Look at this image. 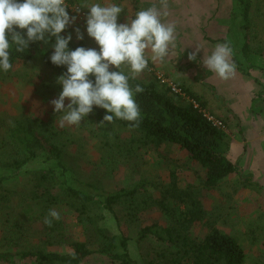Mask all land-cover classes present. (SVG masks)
Segmentation results:
<instances>
[{"label": "trees", "instance_id": "obj_1", "mask_svg": "<svg viewBox=\"0 0 264 264\" xmlns=\"http://www.w3.org/2000/svg\"><path fill=\"white\" fill-rule=\"evenodd\" d=\"M242 28L246 33L249 25L245 23ZM68 31L69 26L61 35L67 36ZM24 34L26 36V30ZM54 42V37L50 38L49 44L30 42L24 52H17L15 46H12L9 50L10 62L14 66L18 61L38 59L59 76L67 69L66 66L54 65L50 60L54 51L51 44ZM78 46L88 48L81 40H71L69 43L72 50ZM247 48L245 36L243 51ZM234 63L238 62L234 60ZM110 70L115 68L110 67ZM10 71L0 72L7 74ZM90 78L94 81V76ZM136 84L144 88L142 93L135 95L141 112L138 126H132L135 122L115 118L113 123L102 126L99 123L104 115L111 113L95 105L89 114V118L102 133L100 147L106 150L104 160L123 156L132 161L135 167L133 171L137 172L139 167H136L135 161H141V148L158 149L165 144L177 145L201 168L198 182L182 186L176 172L172 170L167 184L152 187L148 182L137 180L115 191H104L98 181H82L74 174V168L69 163L74 160L69 154L71 143L68 144L64 138V132H57L53 126L32 117L18 119L8 130L7 145L0 148L8 150L10 157L5 162L0 161V168L11 171L14 176L31 172L33 179L29 187L17 191L6 188L4 183L9 177L0 175V205L18 202L19 196L20 203L21 200H29L38 208L43 221L49 209L59 204L65 205L83 225L85 239L67 240L61 219L53 221L51 227L42 222V244L53 245L67 241L71 251L76 253L75 258L68 255V252L47 251L43 247L27 248L16 242L12 244L6 240L5 235L2 238L5 250L0 251V264L25 259H32L34 264H80L94 253L104 254L117 264H138L129 251L131 239L120 228L123 220L138 226L134 237L138 248L146 241H151L155 246L152 245L153 256L146 264L244 262L245 250L232 235L217 228L215 219L211 218L212 214L203 203L205 191L215 189L236 171L235 165L226 157L229 150L228 134L207 118L204 102L189 89L178 85L189 99L186 101L161 83L155 75H151L147 81L139 78L130 80L133 88ZM115 128L129 132V138L122 139ZM37 162L45 168L28 171L29 165ZM151 208L158 209L166 217V225L152 223L140 226L138 222L141 213ZM0 210L5 212L4 224H9L13 214L7 208ZM108 216L117 225L118 234L106 223ZM196 223L205 226L206 233L203 236L192 233Z\"/></svg>", "mask_w": 264, "mask_h": 264}, {"label": "rangeland", "instance_id": "obj_2", "mask_svg": "<svg viewBox=\"0 0 264 264\" xmlns=\"http://www.w3.org/2000/svg\"><path fill=\"white\" fill-rule=\"evenodd\" d=\"M68 1L78 6L85 2V0ZM86 2L101 5L116 4L123 7L124 11L118 16V23L127 22L128 16H133L136 11H139V8L134 4L131 6L135 2L134 0H86ZM204 2L206 6L201 4V8L209 9L212 4H218L223 24H231L232 33L228 40L232 43L233 50L241 53L246 36L248 44L245 51L246 57L251 56L257 65L264 63V0H204ZM192 3V0L175 2L171 0V5L166 8L168 15L165 16L166 18L162 17L165 23L175 24L176 43L181 46H187L186 42L188 44L194 42L193 37H189L194 35L192 27L195 26L188 14ZM166 4L168 3L166 2ZM157 5L158 8H161V4ZM84 9L88 11V9ZM66 10L70 17H76L75 22L69 25L68 34L72 35V40L79 41L75 32L78 27L84 36L81 41H84L89 46L88 48L99 50L94 38L88 36L84 22L76 13ZM173 11H178V13L172 14ZM218 14L217 12L216 15ZM202 19L201 17L198 23L212 29L213 21ZM245 23L249 25V29L244 34L241 27ZM181 31L186 34H182ZM186 36L189 38L187 39ZM196 45L199 44L195 42L191 49L192 52L196 50ZM240 58L241 67H246V64L250 63V59L243 60L245 58H242L241 54ZM150 66L152 71L144 70L138 76L139 79L147 81L151 75H160L175 85H179L164 72L153 67L151 63ZM123 70L128 72L126 67ZM57 77L38 59L18 61L9 73L0 72V148L7 145L8 130L16 120L32 117L53 126L57 132L65 133L64 138L67 139L68 144L71 143L69 154L74 160L69 163L74 168V174L82 181H98L100 188L104 191L112 192L122 186H129L137 180L148 182L152 187L161 183L167 184L172 170L176 172L182 186L198 182L199 175L202 174L201 168L191 161L177 145L165 144L158 149L141 148V161H135L136 167H139L137 172L133 171L135 167L132 161L126 160L123 156L104 160L106 150L100 147L102 133L96 123L89 118V115L82 119L78 126L67 123L63 127L60 126L59 121L62 113L54 112V105L50 103L51 100L58 98L62 91V86L56 82ZM257 78L258 80H255L256 90L253 91L256 97L250 108L245 106L243 113L238 114L239 116H235L229 111L223 115H217L212 113L213 110L210 107L205 108V113L219 120L223 130L228 134L231 148L226 157L235 165L236 171L215 189L205 191L203 203L212 214L211 218L215 219L217 228L223 233L232 235L245 250L246 256L242 264H264V113H261L260 109L264 110V77L259 75ZM204 92L207 90L205 89ZM180 97L189 101L185 96L180 95ZM211 99L208 98L210 105L213 104ZM68 102L66 98L65 105ZM251 110L255 114L258 113L256 120H254L255 115L253 116ZM115 131L120 133L118 135L122 139H127L130 136V133L125 130L119 131L115 128ZM253 137L258 139L257 142H253ZM8 155V150H0V161H7L10 158ZM35 168L45 167L37 162L29 165L28 171L36 170ZM11 173V171L0 168V175L9 177L4 183L6 188L20 191L30 186V180L33 179V176H30L31 172L20 173L17 176ZM72 183L74 184L73 181ZM17 198L18 202H7L5 205H0L1 209L7 208L13 214L10 217V223L5 225V212L0 210V251L5 250L3 246L5 242L2 240L5 235L7 236L6 240L12 244L16 242L27 248L43 247L47 251L58 253L71 251L67 241L60 244L43 245L42 222L44 221L40 217L38 208L29 200H21L20 203V197ZM54 209L61 214V226L67 240L83 241L85 231L75 213L60 204ZM106 223L114 233H119L111 216H108ZM138 223L140 226L152 223L166 225V217L158 209L151 208L141 213ZM120 228L131 239L128 246L131 256L136 259L138 264H146L147 260L153 256L151 249L154 245L151 244V241H146L140 248L135 245L134 237L138 232V226L135 223L123 220L120 223ZM192 233L195 236H203L206 233V228L204 225L196 223L192 227ZM18 237H20L19 241H17ZM6 264H34V261L25 259ZM80 264L117 263L111 261L104 254L94 253L84 258Z\"/></svg>", "mask_w": 264, "mask_h": 264}, {"label": "clouds", "instance_id": "obj_3", "mask_svg": "<svg viewBox=\"0 0 264 264\" xmlns=\"http://www.w3.org/2000/svg\"><path fill=\"white\" fill-rule=\"evenodd\" d=\"M160 3L161 8L155 4L141 8L133 16H128L127 22L118 23L123 7L89 4L85 0L75 11L88 9L86 31L89 37L94 38L99 50L83 46L72 50L69 48L72 35H61L76 19L70 17L65 0H0V71L6 73L13 67L9 51L12 46L17 52H24L30 42L49 44L50 38L54 37L50 60L54 65L66 66L67 69L56 78L62 91L58 98L50 101L54 112L62 113L60 126L65 123L78 126L93 111L94 105L111 113L104 115L99 123L102 126L113 123L114 118L135 122L132 126H138L141 112L135 95L142 93L144 88L139 84L133 88L130 80H136L148 67L149 59L163 62L175 40V24L162 20L168 15L166 0H160ZM75 32L78 40L84 38L78 27ZM201 49L196 45L188 59L196 61ZM232 52L228 42L219 43L210 55L203 58L202 64L219 78L230 79L236 72ZM110 67L115 70H110ZM125 67L127 73L123 70ZM91 76H94V81ZM66 98L69 101L67 105ZM60 219L57 210L49 209L44 223L51 227L53 221ZM67 254L72 258L76 256L75 251Z\"/></svg>", "mask_w": 264, "mask_h": 264}, {"label": "crops", "instance_id": "obj_4", "mask_svg": "<svg viewBox=\"0 0 264 264\" xmlns=\"http://www.w3.org/2000/svg\"><path fill=\"white\" fill-rule=\"evenodd\" d=\"M134 1L135 2L132 3L131 6H133L134 4L139 8V10L141 8H148L153 4H155L157 7V4H161L160 0ZM172 1L175 2L179 0ZM166 2L168 3L167 6L171 5V0H166ZM192 2L193 3L190 8L191 10L188 14H190L189 17L191 18V22L195 23V26L192 27V31L194 30V35L189 37H193L194 42L192 44H188L186 42L187 46H181L179 43H176L175 39L173 45L170 46L168 56L165 57L163 62H152L151 59H149V61L151 65L157 70L164 72L171 79L179 83V86L187 88L195 95H197L199 99L204 102L205 108L210 107L211 110H213L212 113L223 115L225 113H228L227 111H229L235 116H239L238 114L243 113V109L245 108V106H248V108H250L256 97V95L253 94V91L256 90L255 80H258L257 77L259 75L264 77V63H260L257 65L254 62L255 59H253L251 56H243L245 51H243L242 48L240 54L242 55V58H245L243 60H247L249 58L250 63H247L246 67H241L240 54L237 51L233 50L232 43L228 40L230 34L232 33V26L231 24H223L224 22L223 20H221L222 16L220 15L221 13L218 10V4H212L209 9H206L205 7L201 8V4H205L206 6L204 0H192ZM175 7L177 6L175 5ZM206 11L208 12L207 14ZM217 12L219 13L218 15H216ZM177 13L178 11L172 12V14ZM201 17L204 21H213L212 29L206 28L204 27V25L202 26L200 23H198ZM163 22H165V20H163ZM242 29L243 28L241 27V30ZM181 33L186 34L182 31ZM189 37L186 36L187 39ZM222 41L228 42L230 44L233 50L232 60L233 62L234 60L238 62L235 63V75L227 80L219 78L215 72L207 69L206 66L202 64L203 58L212 53L215 45L224 43ZM195 42L198 43L202 47V49L197 53V60L192 61L188 59V54L192 52L191 49ZM147 55L150 57L151 53L148 52ZM205 89L207 90V92H204ZM208 98H212L211 102L213 101V104L210 105V103H208ZM222 104L223 106L221 107ZM260 109L261 113H264V110L262 108ZM251 112H253V116L255 115L254 120H256V117L258 118V113L255 114L252 110ZM256 140L258 139H255L253 137V142H257ZM249 141L250 140L248 139V142ZM230 148L231 146L229 143V150Z\"/></svg>", "mask_w": 264, "mask_h": 264}, {"label": "built area", "instance_id": "obj_5", "mask_svg": "<svg viewBox=\"0 0 264 264\" xmlns=\"http://www.w3.org/2000/svg\"><path fill=\"white\" fill-rule=\"evenodd\" d=\"M66 5L68 6V10H70L73 13H76L77 16L84 22V24L86 25V14H87V10H85L84 8H81L79 12L75 11L76 8H78L79 6L75 3H70L68 0H65ZM146 71L151 72V66L150 63H148V67L145 69ZM157 78L160 80L161 83L166 84L167 87L170 88V90L178 95H182L185 96V93L180 89L179 86L175 85L173 82L166 80L165 78H162V76L157 75ZM207 118L209 120H211L216 126L222 128V124L219 120L215 119L214 117H212L211 115L206 114ZM223 129V128H222Z\"/></svg>", "mask_w": 264, "mask_h": 264}]
</instances>
